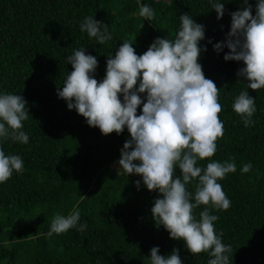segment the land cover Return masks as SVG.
I'll list each match as a JSON object with an SVG mask.
<instances>
[{"label": "trees", "instance_id": "16d2710c", "mask_svg": "<svg viewBox=\"0 0 264 264\" xmlns=\"http://www.w3.org/2000/svg\"><path fill=\"white\" fill-rule=\"evenodd\" d=\"M215 2L0 0V95H22L29 109L21 129L29 137L27 144L0 137V149L24 162L22 172L14 171L0 184V264H150L153 247L162 256L179 249L182 264H207L208 253L192 255L184 241L171 239L163 227L157 229L151 209L161 194L149 191L141 176L118 175L121 150L131 138L127 128L105 136L76 110H69L57 94L73 70L67 57L74 50L83 48L97 58L95 78L101 81L109 54L114 56L124 41L142 55L155 39H174L183 14L204 25L205 39L199 46L207 51L198 62L220 89L219 119L224 124L215 155L198 161V166L234 161L237 168L218 181L231 202L229 209L201 205L194 215L208 207L219 217L214 227L218 235L223 233L222 243L232 248L230 264H264V88L247 89V81L237 76L243 62L225 61L227 48L214 50L215 43L226 41L230 14L241 10L243 0H219L225 6L219 20L211 7ZM248 3L255 15L257 0ZM141 4L154 10L151 22L138 15ZM87 17L106 24L112 39L100 45L82 32L80 25ZM245 90L256 107L254 124L248 127L232 109ZM137 114H142V106ZM249 162L251 170L242 173ZM175 174L182 175L178 168ZM195 183L187 186L193 195ZM74 209L80 212L78 226L87 225L85 231L72 228L49 236L53 217Z\"/></svg>", "mask_w": 264, "mask_h": 264}, {"label": "clouds", "instance_id": "9594fccd", "mask_svg": "<svg viewBox=\"0 0 264 264\" xmlns=\"http://www.w3.org/2000/svg\"><path fill=\"white\" fill-rule=\"evenodd\" d=\"M211 7L217 19H222L224 4L217 0ZM138 15L150 22L155 18L154 10L144 4L139 6ZM230 15L231 30L226 41L215 43L214 50L220 53L227 48L230 51L224 55L225 61L243 62L245 66L237 76L247 81V89L257 91L264 88V0H257L255 15L248 0ZM179 19L174 39L157 38L142 55H137L132 43L124 41L114 56L109 54L101 81L95 78L97 58L83 48L74 50L67 57L73 70L67 73L57 94L69 110H76L90 127L99 128L105 136L119 135L127 128L131 138L121 150L118 175L141 176L149 191L161 194L151 209L157 229L163 227L171 239L184 241L192 255L208 253L211 258L207 264H230L232 248L222 243L223 233L218 235L214 227L219 217L210 214L208 207L197 217L194 209L201 205H211L217 211L229 209L231 202L218 181L237 168L234 161L213 160L206 167L198 166V161L215 155L217 140L224 135V124L219 119L220 89L205 77L198 62L201 53L207 51L199 46L205 39L204 25L188 14ZM80 28L100 45L112 39L108 26L92 17L85 18ZM142 94H146L145 99ZM26 105L22 95H0V137L28 143V135L21 130L29 116ZM141 106L142 114L138 115ZM232 109L245 127L254 124L255 98L249 91L235 98ZM23 167L20 156L6 155L0 149V184L14 171L22 172ZM177 168L181 176H176ZM251 168L249 162L241 172L248 173ZM193 181L194 195L187 190ZM135 183L139 189L141 181ZM79 221L77 209L67 216L56 214L47 234H62L72 228L83 232L87 225L78 226ZM150 264H182L179 249L162 256L160 249L153 247Z\"/></svg>", "mask_w": 264, "mask_h": 264}]
</instances>
